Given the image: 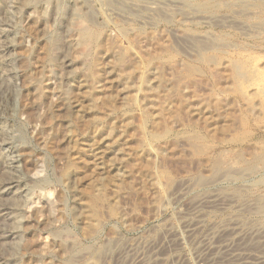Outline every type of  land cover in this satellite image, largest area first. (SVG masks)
I'll use <instances>...</instances> for the list:
<instances>
[{
	"label": "rangeland",
	"instance_id": "1",
	"mask_svg": "<svg viewBox=\"0 0 264 264\" xmlns=\"http://www.w3.org/2000/svg\"><path fill=\"white\" fill-rule=\"evenodd\" d=\"M53 1L0 0V264H63L66 244L47 231L55 219L84 252L78 264H104L108 252L95 257L105 244H138L166 219L177 224L171 210L156 218L155 208L184 178L201 179L189 199L216 190L254 202L215 221L264 225V101L232 75L237 59L261 68L264 35L191 26L186 36L230 45L202 61L178 51L176 14L155 28L118 17L105 27L96 0H85L96 19L84 25L96 35L83 46L68 0L57 13ZM196 1L226 15L225 5L242 0ZM257 4L264 18V0ZM231 165L254 170L218 184L216 169Z\"/></svg>",
	"mask_w": 264,
	"mask_h": 264
},
{
	"label": "bare ground",
	"instance_id": "2",
	"mask_svg": "<svg viewBox=\"0 0 264 264\" xmlns=\"http://www.w3.org/2000/svg\"><path fill=\"white\" fill-rule=\"evenodd\" d=\"M22 1L24 4L32 3V0ZM246 1L247 4H245L243 0L240 1L239 4L236 2L232 4L231 2L233 7H230V3L229 5H225L226 7H229L226 15L218 14L215 10H209L208 6H203L196 0H96L93 2L98 4L99 8L97 9V13L103 17L105 27L114 25V23H112V19L118 17L122 23L131 24L132 27L134 25V28H136L135 26L155 28L156 22L154 20L163 21L165 18H168V15L176 14L177 23L179 24L180 29L174 30L173 36L177 39L176 42L177 45H179V47L177 46V48H179L178 51L187 57H191L196 54L198 58L205 61L204 56H206L205 54L207 52H221L229 44L225 42V47L223 44H216L212 38H210L211 36H209L208 33H201L202 35L197 39L186 36L187 34L184 31H187L191 26L200 28L217 27L228 31L230 29L237 30L244 39L264 35V18L259 17L262 9L261 6L258 5L259 2L257 4L258 0ZM68 3L71 7L72 16L75 17L76 20L78 19V24H80L77 25L79 26L78 30L81 37L80 44L86 46L87 43L94 40L96 34L94 35L92 33L91 29L93 27L91 29L87 28V24L84 25V22H91L92 19H96V15L93 12L95 7L93 8L91 3L85 0H68ZM58 4L59 0L52 2L50 7L53 12L58 10ZM240 4L245 6L243 10L239 6ZM174 18L175 17H173V19ZM245 18H247V20ZM243 19H245V21H243ZM132 27L128 30H131ZM170 33H172V31ZM194 33H196V31ZM82 48V58L85 59L87 55L86 52L88 51H85L84 47ZM227 50L228 49L225 51ZM53 60L54 57L51 52L49 55V64H52ZM251 61V59H246V61L244 59H237V63L232 64V75L236 80L235 83L238 82L239 85H241L240 83L245 84L246 89L251 92H255V94L258 93L264 101V62L261 64V68H258L257 65H254ZM261 160L263 161V159ZM39 163H41V161ZM259 164L261 165L262 162ZM234 165L230 166L233 168L232 171H230L231 168H217L216 171L219 173V177L215 181H217L218 184L225 181L232 183L237 177H240L243 181V179L249 178L251 176L250 171L254 170L246 167L242 168L244 167L242 165H236V167ZM261 169H263V167ZM63 172L66 171L63 170ZM65 176L66 178L71 177L70 174ZM57 180L60 181L61 179L57 178ZM200 183V178L195 180L184 178L177 187L165 193L159 200L160 202L156 205V218L163 217L169 210H171L172 215L169 216L171 219L173 218L177 220V224L175 223L176 225L170 223L171 221H167L166 219L163 224L157 225V227L154 228L153 232L155 231V234L157 233L154 237L147 236L146 239L144 238V241L138 244L128 242L121 245V242L119 241H114L112 245L109 243L105 244L104 247H101L98 250V257L95 258H98V260L99 257L104 258L105 253L108 252L107 256L105 255V258L103 259L104 264H264L263 224L262 226L258 224L253 225L254 223H252L250 226H244L242 221L239 219L240 217L238 218L237 216H230L227 221L222 222H217V219H215L217 220L215 221L211 218L212 214L225 211L229 207H232L235 214L239 216L243 214L246 209L250 207L252 208V206H254L252 205L254 202L251 204L247 201L237 202V199H234V197L227 198L228 196H223L221 195L222 193L220 194L218 191L215 192L216 190L202 195L199 194L200 196L189 199V197L194 193L196 185ZM24 191L27 192V189L22 188L19 192L25 196L26 192ZM254 208L255 207H253V209ZM246 213H248V211ZM242 216L244 217V215ZM58 220L60 219H55V221L53 220V223L51 222L52 224L50 223V226H48L47 231L50 232L53 240H56L59 243L65 242L66 244L65 249L62 251L63 264H78L81 260H83L84 252L80 254L77 252V250H79L77 246L67 239V235L62 233L58 228V225L56 224ZM255 222L257 221L255 220ZM108 258H111V262L107 261Z\"/></svg>",
	"mask_w": 264,
	"mask_h": 264
}]
</instances>
